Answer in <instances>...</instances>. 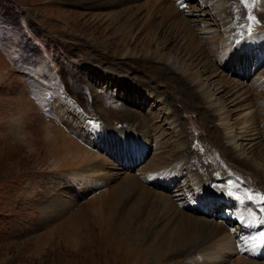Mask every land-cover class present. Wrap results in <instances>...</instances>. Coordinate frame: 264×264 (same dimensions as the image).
I'll use <instances>...</instances> for the list:
<instances>
[{
	"label": "rangeland",
	"instance_id": "1",
	"mask_svg": "<svg viewBox=\"0 0 264 264\" xmlns=\"http://www.w3.org/2000/svg\"><path fill=\"white\" fill-rule=\"evenodd\" d=\"M155 3L156 0H0V264H239L244 259L264 263V250H249L248 233L244 229L235 232L237 224L242 227L246 222L239 223L232 217L240 201L230 193L243 195L264 219L262 174L223 154L222 148L228 145L223 133L206 120L208 109L197 90L179 78L180 73L165 77L160 73L163 63L153 59L138 61L131 54L121 57L122 46L116 43L121 24L131 27V16H139V6L144 9ZM213 4L212 0H183L176 8L202 46L223 36L222 19L230 24L233 35L226 59L231 62L233 57L235 67L222 71L230 79L245 81L251 92L246 103L263 109L256 102L258 97H264V87L255 91L250 82L257 71L264 79V39L261 44L250 43L264 38V0H228L224 18ZM162 11V5H158L153 17L157 25ZM197 14L201 21H191ZM176 16L177 12H173L168 19ZM208 26L213 31L207 34ZM126 35L136 50L146 44L138 34L132 38L130 33ZM167 51L171 60L181 58L194 68L180 52ZM200 73L213 87L208 73ZM231 87L228 84L218 96L225 97ZM231 105L228 106L232 108ZM170 118L176 121V128L170 125ZM37 119L55 126L54 131L61 127L86 149L87 144L77 136L93 142L90 151L100 157L85 163L73 161L71 165L66 153L69 165H54L55 159L47 150L30 147L23 141L26 127L37 123ZM89 121L98 122L99 127ZM69 122L79 126L82 133L75 134ZM148 126L161 128L167 138L181 142L190 172L210 185L201 200L207 203L206 208H199L198 202L187 211L213 224L234 220L236 225L228 228L234 236L235 249L223 261H213L216 237L204 242L207 233L197 235L201 231L195 226L191 237L179 240L183 217L159 198L141 193L145 186L159 194L140 173L153 162L149 149L153 150L155 141L148 137ZM95 128L101 131L96 137L92 135ZM135 138L149 142L147 152L142 153V159L133 156L124 165L118 152L128 155L138 151L133 147ZM119 141L123 146L118 145ZM216 159L224 166L213 161ZM106 175L112 180L107 185L100 182ZM185 177L186 173L181 175L174 187ZM127 178L140 179L137 184L141 190L135 188V181L128 184L129 189L126 187L127 191L119 195L121 199L113 213L110 189L126 185ZM228 201L236 203L233 210H228ZM103 223L108 225L106 236L100 227Z\"/></svg>",
	"mask_w": 264,
	"mask_h": 264
},
{
	"label": "bare ground",
	"instance_id": "2",
	"mask_svg": "<svg viewBox=\"0 0 264 264\" xmlns=\"http://www.w3.org/2000/svg\"><path fill=\"white\" fill-rule=\"evenodd\" d=\"M182 1L183 0H156L155 5H157V8L158 5H162L163 9L161 19L158 25L154 22L155 20L153 19L154 14H156L157 10V8H154L155 5L148 6L144 9L141 7L142 5L139 6V10L141 9L139 16H131V27L127 26V24H121L122 26L120 27L122 28L117 31L118 34L116 36V43H120L122 46L121 57L124 58L125 56L131 54L130 56L135 57V60L138 61H148L149 59H153L155 61H158L159 63H163L164 67L161 69L160 73L163 74L165 77H172L173 73L176 72L180 73L179 78L184 82L189 83L195 90H197V92L199 93V98L204 102V106L208 109L209 114L206 116V120H209L210 123H213V126H216V128L220 129L223 133V139L226 144H228H224L225 147L222 148L223 154L227 157H232L233 160L243 164L248 168L250 167V169L252 168L253 170H258L264 177V108H258L254 105L249 106V103H246V100L251 96V92L247 88V84H244L245 81L241 82L233 80L228 78L229 75L224 74L225 70L231 71L235 67L233 57L231 62L226 59V55L228 56L231 47V36L233 35L230 24L228 22L226 23V21L222 19V26L220 30L223 36L219 38L218 41H209L207 39L209 42L205 43L202 46L201 43H199L198 41L200 39L198 38L197 34H195L194 30H191L192 27L186 24V21L188 22V20H185V18L178 12L176 8V6L178 7V4ZM226 2H228V0H212V3H214L213 5L216 7L217 12L222 15V18H224L226 14L224 7V4ZM186 5H189V3H187ZM173 12H177V16L173 19H168ZM199 16V14L192 15V17H195V19L191 21H201V19H199ZM177 17H180V19H178ZM158 30L159 33L157 34ZM207 31L206 32L208 34L213 30L209 27L207 28ZM126 32L131 34V38L133 37V35L138 34L139 40L141 42L146 43L141 45L140 48H138L140 49L139 51L142 56H138L140 53H138V49L136 50L135 46L133 47L132 44L131 46L129 45L128 40L130 37L126 35ZM204 36H206V34ZM201 39H203V37ZM210 39L212 40V38ZM263 39V37H260L257 40H253V43H250V45L261 44L263 42ZM167 49H169V51L171 52H175L176 54L180 52L183 57L188 58L189 63L194 65V68L192 66H189L188 63H184L181 58L171 60L170 53L167 51ZM262 56L264 57V54ZM241 62L246 64L243 61ZM220 65L222 66V69ZM200 70L206 71L208 73L207 78L212 80L211 84L214 82L213 87H209L210 84H208V81L203 78V75H201ZM235 71L238 73L240 71L239 67L236 68ZM248 73L249 72L246 71L247 75ZM253 74L254 77L250 84L252 83L253 85L251 86H253V89L257 91L264 87V79L261 76L259 77L258 71L257 74L256 72H254ZM227 82L232 87L225 92V97L218 96L220 93L226 90V86L228 85ZM139 98L141 100H144L145 94ZM154 98L157 99V97ZM258 99L259 100H257L256 98V103L258 105L261 104L262 107H264V97H258ZM225 102H227L226 104L228 105H231L233 103L234 105H231L232 108H230L228 105L224 104ZM161 109L163 108L161 107ZM168 120H170V125L172 126V128L177 127L175 120H173L172 118ZM43 122L38 121L37 123L34 122V124L31 126L28 125L26 127V130L24 131L26 138L23 141L26 145L30 147L37 148L38 146L39 150H47L49 152L47 154H50V156L55 159L54 165L60 166L59 163H62V167H67V165H69V161L71 165H73V161L75 163L77 161H82L85 163L88 159L92 160L98 157L99 154L94 152L91 153L90 151L91 147L93 146V142L85 141L80 135L77 136L79 140L87 144L89 148L86 149L80 143L77 142L78 140H75L76 137H71L70 134H67L61 127H56L57 130L54 131L52 128L55 126H50ZM68 127L70 129L72 128V130L76 129L75 134L82 133V131L79 130V126L78 128H76L73 124H71V122L68 123ZM147 130L148 137L151 139L154 138L155 141V147L153 148V150H151L152 148L149 149L150 151H152L153 154V162L151 164H147L145 168H142L140 170V173L141 175L146 177L148 184L151 185L153 189L156 188V190H159V194L155 193L157 191H153L149 188H146L145 186H143V191L141 193L144 196H155L156 199L159 198L160 201L162 200L164 204L168 205L169 209H173V211L183 217L184 222L182 223V228L179 230L177 236L179 240L185 241L188 237H191L190 235L194 233L193 231H191V228L195 226H197V228L201 231L197 233V235H203V233L205 232L207 233L208 237L205 238L204 242H208L209 240L216 237V240H213L214 242L212 246L214 251V253L212 254L213 261L217 263L223 261L229 255V253L235 249L236 243L234 240V236L229 231L230 227L228 228V225H236L234 220L229 219L225 222H219L220 224H213V222H204L198 217V215L197 217L199 219L195 217L193 213L187 211L186 208L190 210V207L193 208L194 205L198 202L199 208H206L207 203L201 200L205 195L206 188L209 189L210 185L208 183H204L199 176L195 175L196 173L192 174L190 172L189 166H187V162H185L184 159L186 150H183L184 146L181 142L177 140L172 141V138L170 137L167 138V132H161V128L152 129L148 126ZM98 132L101 131L95 128L92 130V135L96 137ZM176 135L177 134L174 133L173 136L176 137ZM82 136L84 135L82 134ZM91 143L92 145H90ZM119 144L123 146L122 141H119L118 145ZM147 145L149 146V142H142L141 139L135 138L133 147L137 148L138 151H132L128 155H123L118 152L122 164L126 165L128 162H130L133 156H135L136 159H142V153L146 154L147 152ZM122 146L120 147V150L124 148ZM66 153L69 156V161L67 160ZM104 161L105 160L103 158V162ZM213 161L220 162L222 166H224L219 159ZM94 168L97 171L100 170L97 168V166H94ZM184 173H186V177L183 179V181H180V183L176 185V187H174L175 181L179 179V177ZM139 180L137 178H127L125 179L126 185L124 183L123 186L119 185L116 188L112 187L110 189L111 192L108 195V198L111 202L113 213L114 208H116L115 205L121 199L119 195H121L123 191L126 192V187L129 189L130 185L128 186V184L131 183L132 185L133 181H135V188L139 190L140 188L137 184L139 183ZM93 181L98 182V179H93ZM109 181L111 182L112 180L106 175L101 178L100 182L106 183L105 185H107ZM153 185L156 187H154ZM135 188L131 186V190L133 192L135 191ZM230 193L233 194V197H235L233 199L240 201L234 211L235 214L232 215V217H236L239 223L246 222V225L243 224L242 227L237 224L235 227V232H238L239 229L240 231L244 229V232L248 233L249 238H251L253 235L258 234L257 230L264 231V224L256 226L258 224L257 218L261 219L262 215L258 213L257 208H255V205L250 204L243 195L234 194L236 192ZM218 204L221 206L220 203ZM227 204L229 206L228 210H233L236 206V203L231 201H228ZM107 226L108 225H106V223H103L100 226L103 229L105 236L109 231L106 230ZM248 228L251 231L248 230ZM239 243L241 245L242 242L239 241ZM258 244L259 241L250 240L247 244L248 246L246 247L251 248L253 252L258 248L260 250H264V247L254 246ZM239 264L264 263H254L252 261L244 259Z\"/></svg>",
	"mask_w": 264,
	"mask_h": 264
},
{
	"label": "snow or ice",
	"instance_id": "3",
	"mask_svg": "<svg viewBox=\"0 0 264 264\" xmlns=\"http://www.w3.org/2000/svg\"><path fill=\"white\" fill-rule=\"evenodd\" d=\"M182 7H183V5H182ZM249 19L254 20L255 18L254 17H249ZM248 32H249V35H251L252 34V29L249 28ZM89 124L95 125L96 127H99L98 122H95V121H89ZM262 211H264V210H262ZM257 219H258V224L256 226L264 224V219H259V218H257ZM250 239L252 241H259V244L258 245H254V246L264 247V231H260L258 234L253 235Z\"/></svg>",
	"mask_w": 264,
	"mask_h": 264
}]
</instances>
